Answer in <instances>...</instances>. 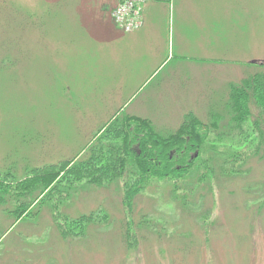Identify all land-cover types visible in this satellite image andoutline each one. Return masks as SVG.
<instances>
[{"label": "rangeland", "instance_id": "1", "mask_svg": "<svg viewBox=\"0 0 264 264\" xmlns=\"http://www.w3.org/2000/svg\"><path fill=\"white\" fill-rule=\"evenodd\" d=\"M120 2L0 0V172L18 180L87 159L105 129V140L124 147L129 129L115 138L116 123L131 125L136 154L145 125L173 133L188 112L210 124L209 110L224 107L232 84L264 74V0H147L143 20L152 26L143 32L115 23ZM127 116L147 120L137 128ZM213 140L209 131L202 158ZM242 146L219 143L211 157L236 166L210 168L204 182L197 164L187 176L151 177L131 208L119 179L61 183L69 193L58 186L15 223L0 209V264H264V159L239 166L235 156L250 154ZM174 193L196 198L195 208L181 210ZM52 206L70 219L100 218L63 236Z\"/></svg>", "mask_w": 264, "mask_h": 264}, {"label": "trees", "instance_id": "2", "mask_svg": "<svg viewBox=\"0 0 264 264\" xmlns=\"http://www.w3.org/2000/svg\"><path fill=\"white\" fill-rule=\"evenodd\" d=\"M232 85L224 107L209 110L210 124H204L192 112L184 116L175 132L166 135L154 132L151 125L147 124L145 128L149 132L144 137L145 139L141 136L136 141L140 149L136 154H133L130 149L133 134L131 125L125 126L126 122H124L117 127L116 123L115 138L120 137L119 134L129 129L124 147L120 143L116 145L115 141H111L110 138L105 140V137L109 135V130L105 129L103 134L97 137L95 144L87 148L86 152L90 153L87 159H71L49 164L43 167V173H38L41 169L39 167L32 168L31 173H26L18 180L14 178L16 173L1 171L0 209L14 217L13 223H15L27 213L33 214L31 209L36 205H41L45 199H49L58 186L64 192L69 193L70 189L61 183L65 185L68 183L71 186L73 183L85 181L88 184L100 186L103 180L116 182L119 179H123L125 184L123 203L131 208L134 197L144 189V185L151 177L170 179L173 178L172 175H175L174 177L187 176L191 173L192 166L197 164L193 172L199 170L204 172L198 174L197 177L193 173V177L195 176L196 181L201 183L206 181L205 176L210 168H216L220 174L228 172L230 166L234 168L236 166L234 161L227 162L223 159L220 162L214 156L211 157L215 154L214 148L226 139H237L239 143L244 144L242 147L245 152H250L243 158L235 156L239 158V166L247 164L250 157L264 159V74L255 73L244 78L238 86ZM250 104L257 111L255 115L251 114ZM127 117L136 122L133 126L137 128H140L147 120L136 116ZM209 131L214 134V140L209 142L211 153H209V158H202L204 156L201 155V151L205 149L199 147ZM243 171V169L241 171L233 169L230 175L236 176ZM40 184L41 187H39ZM191 188L188 190L190 193H192ZM43 192L45 194L41 196ZM180 196L174 193L172 198L178 206L182 207L181 210L192 211L195 208L194 205L197 204L196 198L191 202H186L184 196L183 199ZM193 196H196V193ZM198 196V201L203 198L200 194ZM52 207L54 223L63 236H68L75 229L83 230L87 224L95 222L94 219L100 218L92 212L73 219L58 213L59 217L56 215L58 207ZM58 218H62V221ZM204 219V216L198 217L200 222ZM125 240L128 242L129 237L126 236Z\"/></svg>", "mask_w": 264, "mask_h": 264}, {"label": "built area", "instance_id": "3", "mask_svg": "<svg viewBox=\"0 0 264 264\" xmlns=\"http://www.w3.org/2000/svg\"><path fill=\"white\" fill-rule=\"evenodd\" d=\"M145 0H122L112 12L116 24L132 31L142 24L141 9Z\"/></svg>", "mask_w": 264, "mask_h": 264}, {"label": "crops", "instance_id": "4", "mask_svg": "<svg viewBox=\"0 0 264 264\" xmlns=\"http://www.w3.org/2000/svg\"><path fill=\"white\" fill-rule=\"evenodd\" d=\"M142 16H143V13H142ZM151 26H152V25H150V26L148 27L147 25H145V22H144V20H143V25H142L143 28L140 30V32H141V31L143 32V31L149 29ZM154 28H155V27H154ZM119 33H120V31H119ZM155 70H156V68L151 69L150 71H151L152 73H154ZM150 75H151V74H150Z\"/></svg>", "mask_w": 264, "mask_h": 264}]
</instances>
